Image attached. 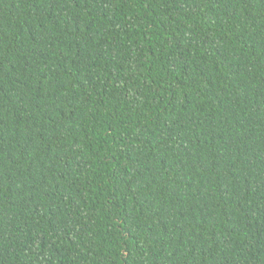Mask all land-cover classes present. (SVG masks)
<instances>
[{"label":"trees","instance_id":"1","mask_svg":"<svg viewBox=\"0 0 264 264\" xmlns=\"http://www.w3.org/2000/svg\"><path fill=\"white\" fill-rule=\"evenodd\" d=\"M0 264H264V0H0Z\"/></svg>","mask_w":264,"mask_h":264}]
</instances>
